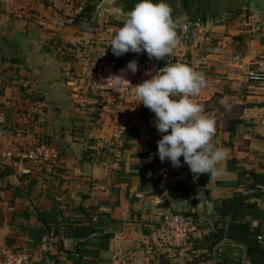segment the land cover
<instances>
[{"label": "crops", "instance_id": "crops-1", "mask_svg": "<svg viewBox=\"0 0 264 264\" xmlns=\"http://www.w3.org/2000/svg\"><path fill=\"white\" fill-rule=\"evenodd\" d=\"M86 1L100 0H9L0 16V256L25 250L29 264H183L165 244L161 220L192 213L198 231L188 264H264V186L252 184L264 176V81L247 79L264 73L262 17L250 0H163L178 40L169 65L203 74L205 87L192 99L215 121L210 143L226 151L218 175L196 177L183 157L180 167H158L163 133L154 113L90 85V68L124 20L97 12L95 30L72 24ZM40 140L55 153L45 164L3 160ZM164 172L165 180L151 179ZM241 224L246 241L228 230ZM250 239L258 252L247 258Z\"/></svg>", "mask_w": 264, "mask_h": 264}, {"label": "clouds", "instance_id": "clouds-1", "mask_svg": "<svg viewBox=\"0 0 264 264\" xmlns=\"http://www.w3.org/2000/svg\"><path fill=\"white\" fill-rule=\"evenodd\" d=\"M122 26L110 38L111 54L120 57L125 53H145L149 59L160 60L177 46V32L171 18L170 7L160 0H140L134 9L125 14ZM128 72L135 74L136 61L126 64ZM122 72L124 70H121ZM150 79L134 86V95L144 107L154 113V127L158 133H168L157 141L158 159L167 160L174 168L180 167V160L189 171L200 175L216 176L218 164L225 159L226 151L210 143L214 134V119L204 115L203 106L195 103L205 87L202 73L183 64H167ZM113 89L128 84L120 75L110 76ZM226 106L224 100L219 101ZM170 130V131H169Z\"/></svg>", "mask_w": 264, "mask_h": 264}, {"label": "built area", "instance_id": "built-area-1", "mask_svg": "<svg viewBox=\"0 0 264 264\" xmlns=\"http://www.w3.org/2000/svg\"><path fill=\"white\" fill-rule=\"evenodd\" d=\"M173 57V51L160 59L166 64H169ZM136 61L137 71L132 74L127 71L126 64L130 61ZM237 60V57L234 58ZM156 59H149L144 53L142 57L135 58L133 56L114 57L111 54L110 47H104L99 53L94 64L88 72L90 85L101 92L123 93L131 96L132 99L139 102L134 95V86L141 84L145 80L151 78L148 73L155 75L160 70ZM121 70H124L123 72ZM120 75L127 84H122L119 89L114 90L110 82L104 83L110 76ZM247 79L252 82L262 83L264 81V73L261 71H251L247 75ZM5 123V115L0 109V127ZM164 135V133H163ZM55 155L46 140H40L34 146H31L17 154L6 152L2 154L4 161L12 167H17L24 162L32 165H43ZM158 167L167 169L169 163L165 160L163 163L156 156ZM167 173H161L151 177L152 180H165ZM162 236L165 239L167 247L175 252L180 258L185 261L183 264H188V253L190 250L191 239L198 231V223L194 220L192 213H169L162 216L161 220ZM53 237V233L49 234ZM30 255L27 251H6L0 256V264H29Z\"/></svg>", "mask_w": 264, "mask_h": 264}, {"label": "trees", "instance_id": "trees-1", "mask_svg": "<svg viewBox=\"0 0 264 264\" xmlns=\"http://www.w3.org/2000/svg\"><path fill=\"white\" fill-rule=\"evenodd\" d=\"M71 20H72L71 23L74 25L82 26L85 29L95 30L97 28L96 7L93 6L90 1H86L84 3V5L82 6V8L80 9V11L77 14L72 16ZM252 184H258L260 186H264V176L263 175H254L253 179H252ZM231 203H232V201L225 200V201H222L221 205L224 207H228ZM1 219H2V214L0 213V221H1ZM231 229H234L235 231L242 232L244 234V238H242L243 241H246L247 239H249V237H247V235L245 233L246 232V226L244 224L231 226L228 230L230 231ZM45 231L49 232L50 230L47 229ZM51 232L54 235L53 230ZM231 239L236 241V239L234 237H232ZM250 240H252L250 244L243 242L245 249H246V257L247 258H251L252 254H256L258 252V251L257 252L254 251V248L256 246H258V245H256V240L255 239H250Z\"/></svg>", "mask_w": 264, "mask_h": 264}, {"label": "water", "instance_id": "water-1", "mask_svg": "<svg viewBox=\"0 0 264 264\" xmlns=\"http://www.w3.org/2000/svg\"><path fill=\"white\" fill-rule=\"evenodd\" d=\"M139 2L140 0H100L96 11L125 20L127 18L125 14L131 12ZM249 5L264 20V0H250ZM157 64L160 70L167 65L161 60H158Z\"/></svg>", "mask_w": 264, "mask_h": 264}, {"label": "rangeland", "instance_id": "rangeland-1", "mask_svg": "<svg viewBox=\"0 0 264 264\" xmlns=\"http://www.w3.org/2000/svg\"><path fill=\"white\" fill-rule=\"evenodd\" d=\"M9 0H0V16H2L4 13H5V6H6V3L8 2Z\"/></svg>", "mask_w": 264, "mask_h": 264}]
</instances>
